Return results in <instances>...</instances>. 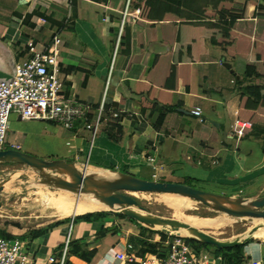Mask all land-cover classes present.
<instances>
[{
    "label": "crops",
    "instance_id": "crops-1",
    "mask_svg": "<svg viewBox=\"0 0 264 264\" xmlns=\"http://www.w3.org/2000/svg\"><path fill=\"white\" fill-rule=\"evenodd\" d=\"M257 4L264 6V0H189L191 19L182 29L184 23L176 19L160 22V5L154 27H148V21L138 23L140 10L132 8L131 0H0V82L11 80L15 65L33 56L30 46L52 55L57 37L63 94L89 107L91 123L104 103L102 131L94 137L83 121L66 131L11 115L7 145L91 171L197 182L214 193L259 198L264 191V150L254 137L264 136V104L254 109L252 95H246V89L264 88V45L255 43L264 34V27L255 25ZM231 17L235 25L230 29ZM244 21H253V29ZM164 24L172 28H162ZM125 28L130 36L125 33L124 40ZM139 34L144 42L154 36L150 44L165 49L151 50L148 44L140 60L132 63V56L141 52ZM163 39L177 43V48ZM170 53L175 59L172 69L166 62L160 65V56ZM198 55V61L186 62ZM251 64V76L246 77ZM259 75L261 80L255 77ZM194 108L201 109V120L192 115ZM237 122L247 124L239 140L234 132ZM116 124L122 133L116 132ZM83 216L56 221L37 238L27 234L22 241L27 244L28 264L47 263L50 257L59 261L70 241L94 256L86 263L68 255L67 264H120L117 255L139 260L142 247L136 243V249L132 243L137 239L160 247V236L152 229L142 230L117 213L90 221ZM257 239L244 244L242 264H264V240ZM168 242L169 238L162 242L164 248Z\"/></svg>",
    "mask_w": 264,
    "mask_h": 264
},
{
    "label": "water",
    "instance_id": "water-1",
    "mask_svg": "<svg viewBox=\"0 0 264 264\" xmlns=\"http://www.w3.org/2000/svg\"><path fill=\"white\" fill-rule=\"evenodd\" d=\"M159 46L160 51L165 49L158 43L150 44V49L155 50ZM0 164L22 165L35 172L41 179L39 184L48 188L66 191L79 198L90 196L103 207L100 212L117 213L136 224L153 230L156 228L181 230L190 235L186 237L187 240L200 242L217 250L244 245L254 239L256 232L264 228V196L256 199L233 198L198 190L184 183L146 180L121 172L91 171L79 168L75 162L68 160H44L16 150L0 151ZM18 174L22 175L24 171ZM11 179L12 176H9L0 181V195L4 193ZM136 193L177 195L194 200L213 212L224 213L234 218L246 217L260 224L233 241H222L185 222L147 214L134 197ZM2 206L0 202V208ZM163 230L157 231L164 232ZM218 263L220 261H217Z\"/></svg>",
    "mask_w": 264,
    "mask_h": 264
},
{
    "label": "built area",
    "instance_id": "built-area-1",
    "mask_svg": "<svg viewBox=\"0 0 264 264\" xmlns=\"http://www.w3.org/2000/svg\"><path fill=\"white\" fill-rule=\"evenodd\" d=\"M54 40L52 55L38 53L30 46L33 56L15 65V73L11 80L0 82V151L16 150L14 146L7 145L9 122L13 114L24 121L53 123L66 131H71L77 122L83 121L93 137L97 134L104 103L101 102L96 119L89 123V107L63 94V84L58 75L56 60L58 54L56 46L60 39L56 37ZM109 84L110 78L106 82L104 94ZM191 113L201 120L200 108H194ZM235 128L234 132L239 140L244 136L247 124L237 122ZM184 242L177 238L169 240L166 243L169 249L166 258L149 254L139 260L125 255H117L116 259L120 264H217V261H220L218 264H222L220 259L213 261L203 253L196 254ZM26 246L27 244L19 239L6 240L0 237V264H28ZM67 247L68 242L59 261L50 257L47 263L40 264H64Z\"/></svg>",
    "mask_w": 264,
    "mask_h": 264
},
{
    "label": "rangeland",
    "instance_id": "rangeland-1",
    "mask_svg": "<svg viewBox=\"0 0 264 264\" xmlns=\"http://www.w3.org/2000/svg\"><path fill=\"white\" fill-rule=\"evenodd\" d=\"M11 120H12V116L10 117V122ZM9 136L10 133H7V138H9ZM21 171H24V174L19 175L18 173ZM9 176H12V179L6 186V190L4 191V193L0 195V202L3 204L2 208H0L1 230L5 231L6 233H8L7 230H11V232L13 231L15 234H20V235H16V237L26 236L27 234H29L30 232H32L37 228L39 229L47 228L56 221H60V220L63 221L69 219V218L66 219L51 218L54 212L51 204V200L54 198H58L59 197L58 195L60 196L67 195L70 196L72 199H76L77 196L75 194H71L66 191L48 188L46 186L40 185L39 184V181L41 180L40 177L35 172L22 165L0 164V181ZM189 186L198 190L207 191L205 190L206 187L203 185V183L193 182L190 183ZM263 196H264V191L260 195V197ZM87 197L91 198L90 196H82L80 198L85 199ZM134 197L139 201L140 205L145 209V212L147 214L159 218L174 219L185 223H187L186 221L190 218H203V219H209V218L214 219V217L215 218L223 217L227 219L229 218V222L224 226H222L221 228L202 229L209 235L222 241H233L242 234L250 230H253L256 226L260 224L259 222L251 220L246 217L234 218L229 215L226 216L227 214L224 213L213 212L206 206L194 200H191L194 201L193 202L194 204H192L189 210H186L184 212L174 211L173 209L169 208L166 204H163L164 200L166 199H175V198L179 199L180 196L177 195L171 196L168 194L162 195V194L136 193ZM231 197L238 198L235 196H231ZM182 198L184 197H181L180 199ZM14 228L16 230H14ZM144 228L145 230L147 229V227ZM148 230L151 229L148 228L147 231ZM157 230H163V229L156 228L154 231L152 229L151 232L153 233L160 232ZM163 231L164 232L162 231L161 232L164 235L171 237L173 239L175 238L180 239L182 242L185 241L184 242L185 244L189 245L191 248L193 247L194 250H196V247L192 243L187 241L186 237L190 236L188 233L181 230H172V229H164ZM262 231H264V229ZM257 238L264 240V238L260 237L259 234L256 237H254V239L258 240ZM212 250L213 249L211 248H203V254L207 255L210 260H212L211 257L213 253Z\"/></svg>",
    "mask_w": 264,
    "mask_h": 264
},
{
    "label": "trees",
    "instance_id": "trees-1",
    "mask_svg": "<svg viewBox=\"0 0 264 264\" xmlns=\"http://www.w3.org/2000/svg\"><path fill=\"white\" fill-rule=\"evenodd\" d=\"M131 4H132V8L134 9H139L140 10V20L138 21V23H140V21L144 20V21H148L150 24H147L148 27H154V23L157 21V19L159 18L158 12H159V5H160V22L162 23H171L172 21L179 20L182 23H184L181 28H186L188 27V23L190 21V14L188 11L187 6H189V0H131ZM177 6H183L185 7V11L179 10L177 8ZM201 11L198 10V13H200ZM256 20H257V24H255L257 27L258 26H262L264 27V6L263 5H259L257 4V9H256ZM235 25V19L234 17L230 18V22H229V27L230 29L232 28V26ZM244 25L246 28L250 27L251 30L254 27V22L253 21H244ZM162 28L165 29H170L172 28V26L170 24H164L162 26ZM247 30V29H246ZM130 36V30L127 28L124 29L123 32V36L121 37L122 39H126L127 35ZM255 34L257 35L258 33L255 32ZM259 40H256L255 43L256 44H261L264 45V34L263 35H259ZM155 41V37L154 36H147L146 41L144 42L142 39V35H138V45L140 47V54L132 56V63L133 61H139L142 54L145 51V47L146 45L152 43ZM163 43L168 44L172 49H174V47L177 48V43L175 44V42H173L172 40H166L163 39L162 40ZM145 43V44H144ZM247 41H245V45H246ZM230 44H224L225 48L227 46H229ZM249 47H250V43H249ZM185 48L187 50H192L191 47L187 44L185 46ZM249 52V49L247 47V49L245 50V54H247ZM244 53V52H243ZM173 54H167L164 56H160V65L164 64V62H166L167 68L172 69L174 68L173 64H171L172 59L175 60L173 57ZM248 56V55H247ZM200 55L195 56L193 58H185L187 63H191V62H196L198 61ZM254 60V59H253ZM175 62V61H173ZM264 62V60H263ZM131 63V61H130ZM254 65L251 64L250 66H248L247 72H246V77H250L251 76V71L253 70ZM257 77L256 79H258L260 77V80L262 79V75L259 76H255ZM186 84L188 82V78L185 80ZM262 83V82H261ZM246 95H252L253 99H252V104H253V108L256 109L258 108V106H261L264 104V88L263 87H259L256 88L255 90H250V89H246ZM243 96H245L243 94ZM107 108H105L106 110ZM172 109V108H171ZM170 109H168L169 111ZM103 113V112H102ZM91 119L92 117L88 116V121L89 123H91ZM81 122V121H80ZM93 123V122H92ZM160 123V122H158ZM101 124L98 126V131L100 132L102 131L100 128ZM116 128V132L118 134L122 133V129L121 127L116 124L114 126ZM112 135H110L111 137ZM255 139H259L260 141H262V148L264 150V136H260V137H254ZM185 184L190 185V181H186ZM139 202V201H138ZM107 214V212H95V213H91V214H86L84 215L82 218H84L86 221H90L92 219H99L100 217H103ZM119 217L121 218H125L127 220H129L126 217H123L119 214H117ZM130 222L136 224L135 222L129 220ZM58 224H56L55 226H57ZM142 230H144L145 228L143 226H141L140 224H137ZM50 229H52V227L46 228V229H41V230H34L32 232H30L28 235L33 236L34 238L40 237L44 234H46ZM156 234H158L160 236V247L158 246L159 244H149V243H144L143 241L140 242L139 239L135 240L134 242H132L134 244V248L138 245H141L143 250H139L138 255H140L141 258H146L149 254H154L157 255L160 258H166L169 252L168 248H164V244H162V242H165L168 238L171 240L173 238L168 237L166 235H164L162 232H156ZM0 237L6 239V240H13V239H19V240H24L26 236H21L19 238H15L14 236H11L10 234L6 233L5 231L0 229ZM188 242L192 243L195 247L196 250H194V248L192 247V249L195 251L196 254H200L203 253V248H211L213 249V253L211 255L212 260L216 261L217 259L221 260L222 264H242L245 260L244 258V254H243V247L244 245L238 246V247H234L231 249H226V250H217L216 248L200 243V242H196V241H192V240H187ZM138 243V245L136 244ZM159 247V248H158ZM75 256L78 259L86 262V263H90L94 253L93 252H87L82 248V245L75 243L73 241H70V243L68 244L67 247V253H66V258L67 256ZM64 264H67L66 259ZM70 264V263H68Z\"/></svg>",
    "mask_w": 264,
    "mask_h": 264
},
{
    "label": "bare ground",
    "instance_id": "bare-ground-1",
    "mask_svg": "<svg viewBox=\"0 0 264 264\" xmlns=\"http://www.w3.org/2000/svg\"><path fill=\"white\" fill-rule=\"evenodd\" d=\"M58 196H57L58 198H54L51 200V204H52V207L54 210L52 217H51L52 219L53 218L54 219L55 218L66 219V218H71L73 216L86 215V214H91V213H95V212H100L103 209V207L101 205H99L92 198L87 197L85 199H82V198H79L77 196L76 199H72L70 196H67V195H61V196L58 195ZM173 196H175V195H173ZM168 198H169V196H168ZM179 199L178 198L177 199L176 198L175 199H166V200H164L163 204H166L169 208H171L177 212H180V211L184 212L186 210H189V208L192 206V204H194L193 203L194 201H191L187 198H185V199L182 198L180 200ZM156 202H158V201H156ZM223 216H225V215H223ZM226 216H228V215H226ZM186 222H187V224L202 230L205 228H221L222 226H224L225 224H227L229 222V218L228 219L223 218V217L222 218H215L214 217V219L190 218ZM263 229L264 228H262L261 230L256 232L255 237L259 234L260 237L264 238V231H262Z\"/></svg>",
    "mask_w": 264,
    "mask_h": 264
}]
</instances>
